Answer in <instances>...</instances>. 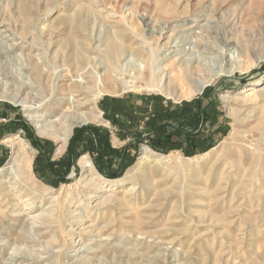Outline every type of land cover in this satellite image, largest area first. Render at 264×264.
Segmentation results:
<instances>
[{"label":"rangeland","instance_id":"1","mask_svg":"<svg viewBox=\"0 0 264 264\" xmlns=\"http://www.w3.org/2000/svg\"><path fill=\"white\" fill-rule=\"evenodd\" d=\"M21 1L0 0V50L7 51L10 45L22 43L5 56L18 57L19 63H23L26 54L35 57L45 50L57 52L60 58L64 55L71 72L76 68H88L95 75L97 89H102L96 103L101 120L87 127L74 126L64 152L56 154L59 143L53 137L37 135L26 119L27 112L10 104L15 93L13 88L4 90L0 84V167L9 154L4 141L18 139L32 152L31 167L37 190H49L43 208L56 197L64 205L56 212L62 217L60 224L52 226L57 243L48 249L44 245L49 236L34 235L33 240H23L15 222H10L7 215L1 219L0 264H264V97L252 104L242 103L253 93H264V0ZM167 6L173 9L168 11ZM128 11L127 22L121 16ZM200 13L203 18L206 14L212 15L222 30L232 29L231 40L234 42L228 52L232 65L223 66L227 74L214 78L199 94L186 98L180 96L181 89L176 87V95L167 97L151 88L150 73L144 64L147 58L144 48L154 47L153 52L157 51L158 56L165 50L158 51L155 42L144 47L142 39L149 36V28L156 31L166 25H181L195 20L194 16ZM202 17L200 24L206 22ZM7 29L10 31L4 33ZM191 35L207 41L205 44L210 50L216 51L221 46V36L212 31L200 34L194 29ZM90 39L93 40V51L81 48V53L90 60L89 64L70 62L74 51L80 50L75 48V43H87ZM112 41L119 50L113 47ZM19 65L14 63L12 67L19 70ZM161 76L163 79L158 85L166 86L165 78L171 73L164 72ZM174 80L175 75L170 78L175 84ZM63 84L69 85V79ZM253 88L259 90L249 91ZM44 91V95L49 94L48 90ZM60 93L56 91L51 100L55 96L58 98ZM25 95L22 94L20 99ZM103 99L116 100L130 109L133 116L143 120L131 124L125 120L124 126L118 125L123 122L121 116L115 117L114 122L108 121L99 107ZM193 100L200 101L201 120L205 121L199 145L179 143L173 137L171 141L181 144L180 149L163 154L152 150L146 135L158 123L153 117L154 112H171ZM229 109L237 116L229 115ZM64 111H58L56 118L44 117L46 124L56 120V125L47 132H56L54 129L60 127L58 120ZM44 113L43 110L37 112L38 115ZM20 123L32 131L41 154L31 145L24 130L13 132ZM88 126L106 134L112 149L127 148L133 158L132 164L120 177L111 179L98 171L91 154L80 151L65 175L66 182L56 181L55 187L46 184L34 172L36 157L43 155L50 162L63 159L74 131L87 130ZM169 127L167 132L172 133L173 129ZM134 134L141 135V142ZM89 136L87 131L81 135V145L89 142ZM142 145L146 148L142 149ZM207 146L210 148L203 151ZM185 151L196 154L187 157ZM156 155L163 160L153 163ZM82 156L91 163L100 184L104 183V197L109 196L110 203L97 207L95 202L76 193L82 188L74 189L84 175L79 163ZM142 156L147 160H142ZM116 166L113 161L112 168ZM49 179L56 180L55 177ZM75 206H78L76 213L82 212V215L70 221L73 215L68 212ZM26 218L24 213L16 219L23 222ZM67 224L76 237L73 243H64L69 237H63L61 229L68 227Z\"/></svg>","mask_w":264,"mask_h":264},{"label":"bare ground","instance_id":"2","mask_svg":"<svg viewBox=\"0 0 264 264\" xmlns=\"http://www.w3.org/2000/svg\"><path fill=\"white\" fill-rule=\"evenodd\" d=\"M23 2L21 1L22 5L26 8V4ZM167 9L168 11H171L173 8L167 6ZM196 15L198 18H196ZM196 15L194 16L195 20H190L187 23L183 22L181 25H166L164 27L162 26L156 31H154V28H149L147 29L149 31V36L146 39H142L144 47L148 46L150 42H155L156 46L159 48L158 51L162 49L165 50L164 52L161 51L158 56L156 54L157 51L156 53L153 52L154 47L149 46L144 48L146 49L145 52L147 54L144 64H146V67L150 73L148 76L150 77L149 85L151 88L153 87L155 91L164 93V95L167 97L176 95V87H178L177 89H181L180 96L185 95L184 97L186 98L199 94L207 84L214 80V78L216 79L222 74L224 76V73H226L224 71V67L226 65H232L230 62L232 61V58H229L228 53L234 42L231 40L232 29L226 28L222 30V27L218 26V23L214 21L212 15L206 14L204 18L202 17L201 13ZM129 16L130 13L128 11L121 16V19L127 21L129 20ZM201 17L206 21L205 23L200 24L199 20ZM146 26L148 27V24ZM194 29L199 30L200 34L212 31L215 34L220 35L221 46L218 47L216 51L208 49V45L205 44L207 41L204 42V39L200 38L198 35L192 37L191 33ZM11 30L14 31L15 26L11 28ZM9 31L10 29H7L3 32L6 33ZM154 33H157V36H153ZM0 40L2 41V39ZM92 41V39H90V41L87 43H79L76 41L77 43H75V48H79L80 50L74 51L70 62L84 64L87 66L90 60L87 57H84V55L81 53V48L85 47V50L93 51ZM162 41L163 43H161ZM19 44L21 45L22 43L10 45L9 48H7V51L0 50V79L2 80V82H0L1 88L4 90L8 87L13 88L15 93L13 94V98L10 99V104L13 103L27 112L25 115L26 119L33 125L37 135L53 137L54 141L57 144L59 143V146L56 149V154H61L65 150L67 141L74 126H87L89 124L100 123L101 116L97 111L96 103L102 94V89H97L95 75L89 72L88 68H76L74 72H71L70 65H67L64 55L60 58L57 52L49 53L48 51L44 50L41 54L37 53L38 55L35 57H32L29 53L26 55L24 54L25 57L23 58V63H19V60L17 59L18 57L10 58L5 56V53L14 51L15 48L19 46ZM73 44L74 43H72V45ZM112 45L116 48V50H119L118 46H116L113 41ZM143 46H141L142 49ZM60 50L59 52H61ZM14 63L20 64L19 70L18 68L17 70L13 69L12 64ZM166 63H168V65H166ZM164 72H170L171 76H169L167 79L165 78L167 81V85L165 84L166 86H160L158 84H161L163 79L161 74ZM206 73H209V75ZM174 75L175 84L171 82L172 80L170 81V78L173 79ZM68 79L70 84L64 85L63 82L68 81ZM79 79H84V81H79ZM59 83L61 84L59 85ZM156 85H158V87ZM44 90H48L49 94L44 95ZM251 90L256 92L259 89L253 88L249 91ZM56 91L61 92L59 94L61 97L57 96L58 98H56L55 96V101L51 100V96H53ZM22 94L26 95L23 99H20ZM36 94L40 95L36 97ZM177 97L179 98V95ZM263 97L264 93H253L252 96H247V98H245L242 103L246 102L252 104ZM223 98L224 100H227V102H231L230 100L228 101L226 97ZM54 102L57 103L54 104ZM234 102H237V100H234ZM62 109H65V111L63 116L58 120L60 127L56 126L58 129H54L56 131L54 134H51L49 131L47 132V130L53 128L56 125L54 124L56 120L49 123L47 122L46 124L44 123L46 122L44 117H54L57 112ZM40 110L45 111V113L43 115H38L37 112ZM228 112L229 115H234L233 110L229 109ZM234 116L236 117L237 115ZM17 140L18 139L16 138H7L4 141L8 145L9 154L4 164L0 167V220L5 218L7 215V217L11 219L9 220L10 222L13 221L12 223L15 222L17 224L16 228H18L20 231L19 237L23 240H33L32 237L34 235H39V237L40 235L49 236L50 239L44 245L48 249V247L51 248L57 243V237L55 235L56 232L54 230L55 227L52 228V226L58 223L60 224L59 220L62 217H59L56 212H59L58 210L62 209V206L64 205L59 203L58 197H56L51 201L48 199V206L43 208V202L48 196L47 193L49 190H37L38 185L34 181L31 167L33 156L32 152L29 151L28 145L22 144L21 141ZM147 156H149V154ZM140 158L143 160L145 157L142 156ZM162 160L163 157L156 155L152 161L153 163H158ZM79 163L84 175L82 176L83 178H81L75 185V190H78L77 186H80V188L82 187L80 193H76L83 196V199L88 200L89 202H95L97 207L101 204L110 203L111 198L109 196L104 197V194H106L105 185L104 183L100 184L102 182H99L89 160L82 156L79 160ZM132 189L129 191H132ZM78 206H75L72 211L68 212L70 215H73L72 218H70V221L81 217L82 212L79 214L76 213ZM61 212L63 211L61 210ZM95 212L97 211L95 210ZM24 213L27 215V218L23 222H20L19 219H16L18 216ZM74 214L78 215L74 216ZM67 226L68 227L61 229L63 237H69L67 239L69 241L65 239L64 243H73L74 239L76 238H74V231L72 232L73 229H71L70 225L67 224ZM15 247L16 246H14V248Z\"/></svg>","mask_w":264,"mask_h":264},{"label":"trees","instance_id":"3","mask_svg":"<svg viewBox=\"0 0 264 264\" xmlns=\"http://www.w3.org/2000/svg\"><path fill=\"white\" fill-rule=\"evenodd\" d=\"M109 101L110 102L103 99L102 102L99 103V107L102 109L104 116L108 121L114 122L115 117L121 116L123 122H118V125L124 126L125 120L130 124L143 120L140 119L139 116H133L130 109L121 105L116 100ZM201 116H203V109L199 100L185 103L177 110L171 112H162L161 110H158L153 114L154 119H158V123L154 125L155 128L152 129V131L147 133V143H149L152 150L162 154L167 153L170 150L181 148V144L176 142L173 143L171 141L170 138L173 137L179 143L191 142L194 147H197L200 143L199 136L202 134L201 129L205 122L204 120H201ZM169 126L173 129L172 133L169 131L167 132ZM88 127L87 130L82 128V130L74 131V135L68 144L67 154L63 159L56 162H50L49 159L44 158L45 156L43 155L36 157L34 162V172L38 174L46 184L55 187L56 181L62 183L66 182L65 175L74 164V159L80 154V151L81 153L86 152L91 154L94 164L96 166L98 165V171L107 178L114 179L120 177L124 170L132 164L133 158L129 156L127 148H123L119 151L112 149L108 145L106 134L100 132L97 128ZM17 129L25 131V135L30 140L31 145L38 150L39 154H41V148L37 145L38 140L34 138L32 131L22 123L12 130L15 132ZM85 131L90 134L88 139L89 142L86 145H81L79 138ZM140 136V134H134V137L138 142H141L142 137ZM209 148L210 146L203 147V151H207ZM194 154L196 153L189 151L184 152V155L187 157L193 156ZM113 161L116 162V168H112ZM54 177L56 180H53V182L50 181L49 178Z\"/></svg>","mask_w":264,"mask_h":264},{"label":"built area","instance_id":"4","mask_svg":"<svg viewBox=\"0 0 264 264\" xmlns=\"http://www.w3.org/2000/svg\"><path fill=\"white\" fill-rule=\"evenodd\" d=\"M141 148H142V149H143V148H146V145H142ZM141 148H140V149H141Z\"/></svg>","mask_w":264,"mask_h":264}]
</instances>
